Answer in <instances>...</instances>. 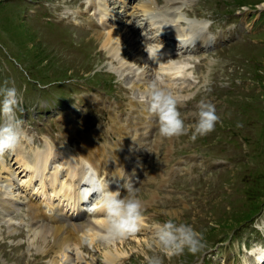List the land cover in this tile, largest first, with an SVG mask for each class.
Segmentation results:
<instances>
[{"label":"rangeland","instance_id":"374dc122","mask_svg":"<svg viewBox=\"0 0 264 264\" xmlns=\"http://www.w3.org/2000/svg\"><path fill=\"white\" fill-rule=\"evenodd\" d=\"M143 1L154 8L141 12ZM91 2L0 0V88L15 87L21 98L15 109L22 121L18 150L28 161L48 145L53 153L47 170L64 173L75 148L102 150L98 145L113 136L111 115L126 122L130 99H140L154 77L165 87L167 78L173 81L186 123L194 122L189 114L201 99L216 106L221 122L192 142L188 136L162 137L151 115L153 129L145 132L150 136L140 149L144 155L135 152L139 156L129 155L126 164L127 181L133 178L144 205L141 231L111 242L101 238L103 231L94 237L85 231L82 246H69L66 255L55 254L51 235L46 242L35 238L39 222L28 203L40 202L39 177L30 179L16 152H6L0 156V264H147L146 256L163 255L155 225L170 217L202 232L207 246L196 255L165 257L164 264H242L241 245L264 244V0H98L99 9ZM177 15L186 23L173 22ZM136 18L145 25L139 31L132 27ZM166 18L180 31L187 22L202 26L192 50L175 49L180 54L171 61L185 59L188 67L178 78L158 75L156 62L143 57L148 44L142 36L161 33L160 23L170 25ZM115 29L120 38L103 44L99 32ZM166 42L179 46L174 39L154 44ZM101 182L111 190L120 186ZM10 195L13 205L1 200ZM92 199L79 207L87 208ZM49 205L62 215L72 213L58 196ZM106 251L113 253L111 262ZM247 264L256 261L248 257Z\"/></svg>","mask_w":264,"mask_h":264},{"label":"bare ground","instance_id":"6f19581e","mask_svg":"<svg viewBox=\"0 0 264 264\" xmlns=\"http://www.w3.org/2000/svg\"><path fill=\"white\" fill-rule=\"evenodd\" d=\"M97 1L98 0H92V2L89 3L90 6L99 9L100 2ZM118 4H120V2ZM153 6V4L148 3L147 1H143L140 4V11L145 13L147 11V8H154ZM99 12L100 19L102 20V16L104 15L103 7L100 8ZM131 14L132 16L135 15V13ZM139 14L142 15L141 13ZM177 16L176 18L173 17V22L186 23L183 22L184 20L179 15ZM172 21L166 18V22L170 24L169 26H166V23H160V25L158 24L159 26L157 27V29L161 30V33H158V35H154L153 37L151 36L149 38L147 36L144 37L145 35H143L142 40L144 43L149 45L148 46L145 44L148 48L157 47L159 44L154 43H158L161 41L165 42L168 39H171L172 41L174 39L175 41L179 42V46L177 48H171L167 44V42V46H165V43H162L163 48L160 50L159 59L155 61L156 65H154V68L156 67L157 70H161V72L157 73L158 75L166 73V75H169L170 77L178 78V76H183L185 70H187L188 67L186 66L187 62L185 59H176L175 61H171L172 58L180 54H177V52H175V49H178L179 51L183 50L184 52L192 50L190 49L191 41L193 40L195 34L199 33V29L202 28V26H200L201 24L187 22V26L180 31L179 29L175 28ZM148 25L150 26V29L157 26L156 24ZM139 26L145 27V25L141 24V22L138 21L136 18L135 23L132 27H134L135 30L139 31ZM139 33L141 34L142 32ZM98 36L102 38V43L105 45L113 44L115 41L118 40V38H120L119 31L117 32L116 29L108 31L106 33L99 32ZM141 45L143 44L141 43ZM114 52L123 54L124 51L121 49H115ZM143 57L145 60L148 59L146 51H144ZM159 62H161V64L163 65H159ZM121 65H123V63ZM157 70L155 71L157 72ZM144 74L145 73H134V75H140L142 76V78ZM152 76L155 75L153 74ZM155 78L157 79L159 77H154V81L156 80ZM135 79L137 80V78ZM167 82V88H169L170 90L176 89V86H174L173 83H169L173 82L172 80L167 78ZM189 86L190 85L188 84L186 87ZM129 106L130 110L128 111V118L126 122L122 121L123 119L120 117V115H111L110 129L113 136H111L112 139L109 140L110 142L107 145H98L102 149L100 151H95L89 148L93 147L92 145H90L89 147L85 146V148H75V150H73V155H69L66 158V171H64V173H61V170L58 171L56 169L50 172L49 170H47L48 159L53 153V151H51V147H49L48 145L42 150L37 149L38 151L34 153L32 152L30 154L32 159L29 161L25 158V155H23L19 151L21 150L20 146H18L15 150L17 155L16 160L20 161L21 166H23V171H27V175L30 176V179L36 176L39 177V179L37 177L36 179L39 181V187H41L42 197L40 199V202L32 199V201L29 200L28 203V212L32 216L34 223L39 222V225H37L38 230H35V238H37L41 242H46L47 235H51L54 239L51 248L55 251V254L57 255H66V250L71 245L75 247L82 246V235L85 231L88 234L90 233L92 237L98 235L99 231L105 232L106 216L103 209L100 208L99 201L98 199H96L97 197L95 196L98 195L97 190L103 188L101 179L104 181L106 180V182L108 183L118 182V184L120 185L119 187L122 196L124 195V193H126V190L123 188V184L125 183V181H127L126 177L129 174L128 170L126 169L128 167L126 165L128 161V156L131 154H135L134 157H136L138 155L137 153H140L139 155H144V153L141 152L140 149H142L143 141L147 139L148 134H145V132H150L151 134L153 129V122L152 119H150L152 114L149 113L146 104L141 103L140 99H130ZM122 151L124 152V154L122 153ZM89 165L91 166V171H89ZM86 175L90 177V180L87 183L84 180V177ZM63 176H65V178H63ZM118 176H122L123 178H120ZM132 179L131 183L134 184ZM90 184L92 189H97L95 190V193H91V191L89 190ZM116 188L117 186L114 187L115 190ZM54 196H58L60 199H64L66 203L71 206L72 213L70 215H62L61 208H51L49 203L51 202ZM92 196H95L94 203H90V206H88L87 208L79 207V205L82 204L87 205V202L90 198H92ZM1 200L13 205L15 198L10 195L6 199H3L2 197ZM8 205L6 206V209L9 211L10 208ZM44 208H49L47 209V211L52 212L47 213ZM93 208H95L96 210L92 211L91 209ZM81 211H83L84 216L83 214H81ZM104 255L106 261L108 262H111L114 258L113 253H110V251H106Z\"/></svg>","mask_w":264,"mask_h":264},{"label":"clouds","instance_id":"9594fccd","mask_svg":"<svg viewBox=\"0 0 264 264\" xmlns=\"http://www.w3.org/2000/svg\"><path fill=\"white\" fill-rule=\"evenodd\" d=\"M162 48V44L154 48L146 47L148 59L157 61ZM0 96H3L0 103V115L4 117V122L0 124V156H3L6 152H14L21 143L22 121L15 117V109L21 98L15 87L0 88ZM140 102L146 104L149 113L156 117L159 134L164 138L188 136L190 141L195 142L215 131L216 125L221 122L216 106L209 100L201 99L197 110L189 114L194 118V122L186 123L187 117L179 110L180 98L165 87L159 78L140 95ZM237 126L242 127L240 124ZM88 167L91 171V166ZM84 180L87 183L90 177L86 175ZM123 188L126 194L122 196L119 186L116 190H111L109 184L98 190L92 189L91 184L89 186L90 191L97 190L100 208L106 216V229L101 236L106 242L136 235L141 231L145 219L144 205L138 195L139 189L129 181H125ZM154 238L163 255L146 256L147 264H164L165 257L171 259L173 256L183 255L186 251L196 255L207 246L202 232L197 231L191 224L178 222L175 217L157 223ZM241 249L245 254L241 257L242 264H247L248 257H252L256 264H264V244L254 243L250 248L244 244Z\"/></svg>","mask_w":264,"mask_h":264}]
</instances>
